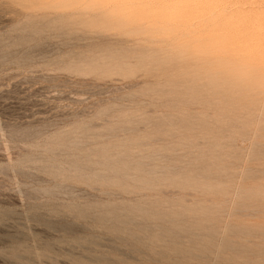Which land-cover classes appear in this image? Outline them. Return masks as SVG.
<instances>
[{
	"label": "rangeland",
	"instance_id": "rangeland-1",
	"mask_svg": "<svg viewBox=\"0 0 264 264\" xmlns=\"http://www.w3.org/2000/svg\"><path fill=\"white\" fill-rule=\"evenodd\" d=\"M241 3L0 0V264H264Z\"/></svg>",
	"mask_w": 264,
	"mask_h": 264
},
{
	"label": "bare ground",
	"instance_id": "bare-ground-1",
	"mask_svg": "<svg viewBox=\"0 0 264 264\" xmlns=\"http://www.w3.org/2000/svg\"><path fill=\"white\" fill-rule=\"evenodd\" d=\"M229 1H231V0H229ZM247 1V0H246ZM254 2H256V1H254ZM259 2V1H258ZM132 3V2H131ZM237 3V2H236ZM244 3H245V0H244ZM244 3H241L242 5H244ZM238 4V3H237ZM241 9V8H240ZM259 16H260V14H259ZM253 20V25L252 26H255V27H252V26H250V27H248V31H249V33H247L246 35L247 36H256L258 39H260L259 38V36H260V34L258 33V32H255V31H258L257 30V27H259L261 24H262V20L261 19H259V18H257V17H255V18H253L252 19ZM253 34V35H252ZM253 36V37H254ZM255 38V37H254ZM249 42H247V43H245L244 42V47H247V45L248 46H254L255 44H258L259 43V40H255V41H253V43H249Z\"/></svg>",
	"mask_w": 264,
	"mask_h": 264
}]
</instances>
